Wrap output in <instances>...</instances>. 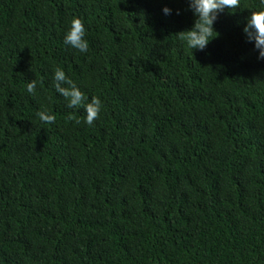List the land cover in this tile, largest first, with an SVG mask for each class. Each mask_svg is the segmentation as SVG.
Returning a JSON list of instances; mask_svg holds the SVG:
<instances>
[{"label":"trees","instance_id":"16d2710c","mask_svg":"<svg viewBox=\"0 0 264 264\" xmlns=\"http://www.w3.org/2000/svg\"><path fill=\"white\" fill-rule=\"evenodd\" d=\"M262 9L192 51L187 0H0V264H264V60L242 31ZM57 67L101 100L92 125Z\"/></svg>","mask_w":264,"mask_h":264},{"label":"clouds","instance_id":"9594fccd","mask_svg":"<svg viewBox=\"0 0 264 264\" xmlns=\"http://www.w3.org/2000/svg\"><path fill=\"white\" fill-rule=\"evenodd\" d=\"M264 6V0H259ZM188 10L191 11L194 19L193 26L189 30L178 33V38L190 50H204L211 39L218 33L214 31L213 25L218 14L227 9L230 13L240 7V0H187ZM162 13L167 16L172 10L167 6L162 8ZM179 15V12H177ZM249 42L254 44L258 51L257 60H264V9L252 11L246 19V24L242 29ZM216 33L217 35H213ZM86 28L82 19L73 17L63 35V43L69 48L84 54L89 49V43L85 39ZM53 86L56 93L66 101L68 109H84V123L92 125L102 109V102L98 97L86 99L79 87L69 79L60 68H55L52 73ZM37 88V81L31 80L26 85V93L34 96ZM37 119L47 125L55 122V116L46 110L35 113ZM79 123V121H77Z\"/></svg>","mask_w":264,"mask_h":264}]
</instances>
